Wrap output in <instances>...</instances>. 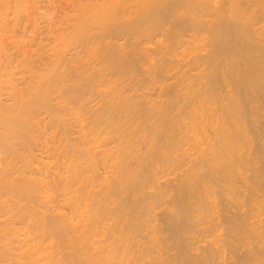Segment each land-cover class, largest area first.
I'll return each mask as SVG.
<instances>
[{"label": "bare ground", "instance_id": "bare-ground-1", "mask_svg": "<svg viewBox=\"0 0 264 264\" xmlns=\"http://www.w3.org/2000/svg\"><path fill=\"white\" fill-rule=\"evenodd\" d=\"M174 3H162L149 20L159 3L142 0L148 23L116 18L102 40L72 37L46 68H30L25 86L10 87L7 103L0 98V264H220L228 239L218 181L223 200L243 209L227 219L243 249L264 227V198L234 185L246 161L251 167L255 141L237 100L243 89L239 96L229 88L250 78L264 92V0H210L184 20L172 19ZM237 17L245 19L242 30ZM189 208L194 216L185 225L180 217ZM164 214L174 219L167 223L179 253L162 234ZM184 225L195 230L190 239ZM181 232L186 241L203 237L196 248L205 253L196 249L199 258H190ZM254 252L247 257L263 262Z\"/></svg>", "mask_w": 264, "mask_h": 264}, {"label": "rangeland", "instance_id": "rangeland-1", "mask_svg": "<svg viewBox=\"0 0 264 264\" xmlns=\"http://www.w3.org/2000/svg\"><path fill=\"white\" fill-rule=\"evenodd\" d=\"M0 1H3L0 3V14H2L0 17V98L4 101V103L7 101L6 100L7 91H9V89L12 85L19 84L21 86H23V85L25 86L26 83L30 81V71H29L30 68H36L38 70H43L44 68H46L47 64L49 63V56H51L55 52L65 51L67 49L68 41L72 37H74V36L78 37V39H77L78 42H81L84 40H88V41L102 40L108 36L109 31H110L109 30L110 25H113L117 19L124 21V22H130L133 24H137L138 22L145 24V23L149 22L148 20H147V22L143 21L144 20L143 19L144 10H142V8L139 6V3L142 2V0H41V2H38V3L33 2V0H0ZM154 1H156V3H159V6L154 7L150 11V13H148L146 18H149V20L155 19L159 16L162 3L163 4L166 3V5L167 4L170 5L172 2L175 1L174 5H172L173 6L172 7L173 13H172L171 17H172V19L184 20V19H186L187 16H190L191 13L194 12L195 9L197 10L199 5L206 3L210 0H173V1L172 0H154ZM236 19H238V21L241 22L240 25L238 24L239 30L244 29L243 28V21L245 19H242L241 17H237ZM255 20H256L255 23L258 22L256 24V27L258 28L259 25L261 24V22L259 19H255ZM257 34H258V32H256V34H254V36ZM250 47H252V46H250ZM151 54H153V52H151ZM236 55L238 56V59L236 56L235 60L238 61L240 59L239 60L240 62L238 61L236 63L241 65L242 64L241 62L244 61L245 59H244L243 55H241V54L238 55V53H236ZM240 55H241V57H240ZM141 60H144V61L141 62ZM141 60H139L138 63H140V62L141 63L137 64L138 66L143 65V63L146 62L145 58H142ZM165 63H170V62L168 61ZM173 66L175 67L174 64H173ZM177 67H179V66H176L175 69H180V67L179 68H177ZM224 70H226V69H224ZM180 74L182 75V73H180ZM177 75L178 74H176V76ZM176 76H174V77L177 78ZM172 79L175 80L173 77H172ZM172 79H171V81H172ZM224 79H222L221 81H224ZM247 80H249V81L248 82L246 81L247 84L245 83L246 84L245 87L243 85V87L240 86V88H239V86H236L234 84L237 88H239V90L233 84H231V85L229 84V88L233 87V90H235L234 92H236V90H237V92L240 91V93L238 94L239 96L241 94V90L243 89L240 97L237 96V94L235 96L239 97L237 99L238 101L240 99H241V101H244V102L239 101V102H241L240 104H242L240 106L244 110L246 109L245 111L242 110L244 112V116H242V118L243 117L246 118L244 120L245 121L244 123L246 124L248 131L251 130L249 132L251 134L250 137H253L252 139H253V141H255L254 143H253V141H251L249 144L250 147H251V143H253L252 147L254 145V149L252 148L254 150L253 161L251 159L250 161H252V163L249 161V164H248L251 167L246 166L248 163L246 160H249L248 158L252 155V153H249L252 149L250 147H248L247 149L250 148L249 149L250 151H247V150L246 151H247V154L249 153L250 155L248 154L247 156H249V157H247V158L244 155V157H245L244 160L246 159L245 160L246 165L244 164L245 166H243L242 165L243 162L240 164L241 166H243L241 169H244L242 171H244L245 175L243 173V178L241 176V178L239 177V178H236L234 180L235 183L237 182L239 184V186H237V184H234V185H236V189L240 187L239 188L240 190L242 188L248 190V191L245 190V192H249V198H250V196L252 198V195H253L254 199H256L258 197L257 198L258 200H260V199L263 200V198H264V196H263V194H264V173H262V172H264V167H263L264 165L262 163H260L263 166L260 167V165H259L258 169H253L254 167H252V166L255 164L254 166L257 168L256 163L264 162L263 161L264 160V156H263L264 155V146H263V144H264V137H263L264 136V131H263L264 128H262V127H264V124H263L264 123V92L263 93H262V91L258 92V91H256L255 88L252 89V86L248 85L249 82L251 81L250 78ZM167 81H169V83H171L170 79L166 80V82ZM221 84L223 85L224 82H222ZM224 85L221 87V89H223L222 93L227 98L228 97V93H227L228 92V88H227L228 86L225 85V88H224ZM247 85L250 86L251 89ZM244 88H245V90H244ZM178 89H176L174 91V93L177 91L176 93H178L177 95L180 98L181 95H179L180 92H178L179 91ZM224 89H226L227 92H225ZM254 91H256V92H254ZM156 92H155L156 94L161 93L160 90H156ZM156 97H157V95H155L154 98H156ZM182 99H184V97L180 98V100L178 101V104L181 102H182V104L184 103ZM225 102H227V100H225ZM182 104H179V106H181ZM256 105H258L257 110H259V111L256 110V107H257ZM255 110H256V112H255ZM260 111H261V113H259ZM250 112L255 114L256 120L254 119L253 114ZM245 115H246V117H245ZM261 116H263V117H261ZM260 117H261V119H259ZM257 119H258V121H257ZM259 120H260V122H259ZM259 123H261V124L259 125ZM247 124H249V128H248ZM257 124H258V126H257ZM259 128H260V130H259ZM255 130H257V131H255ZM258 131H260V132L258 133ZM257 134H258V136H257ZM171 142L173 143V141H171ZM260 152H261V154H260ZM245 154H246V152H245ZM257 154H258V156H257ZM254 158H256L257 161H258V159L260 161L254 162V161H256ZM251 164H253V165H251ZM259 168H261V169H259ZM257 173H259V174L257 175ZM255 175L257 176V178ZM252 176L254 177V179ZM205 180H206V178H205ZM212 180H213V182H211ZM214 180L215 179L213 177L209 181L211 183H213V185H214L215 184ZM247 180H248V182H247ZM218 182L216 183L218 186L214 185L215 186L214 189L215 190L217 188L219 189V190L217 189V193H216V197L217 196L220 197V198L219 197L217 198V199H220V200H218L219 206H220L218 208V209H220L219 213H222L223 219L225 218L226 220L230 217V215H231L232 219L234 216H236V218L239 217V216H237V214H239V213H237V214H231V213H234V212L236 213L239 210H243V209H238L229 200L225 201V199H226L225 195L221 194L223 188L220 186H222V185L220 182L218 184ZM245 182H247V183H245ZM248 183L251 187H249ZM244 185H246V186L248 185L249 188L248 187L245 188ZM261 187H262V191L259 190V189H261ZM250 188H252V189H250ZM239 189H238V195L236 194V196L238 198L242 197L241 192L244 191L242 189L240 192ZM254 190H255V192H254ZM251 191H252V194L250 193ZM173 192H175V191H173ZM245 192H243L244 196H245ZM257 192H258V194H257ZM259 195L260 196L262 195L263 197L260 198ZM222 196L225 197L224 200H223ZM243 198L246 199V197H243ZM249 198H247V201ZM197 199H199V198H197ZM195 200H196V198H195ZM169 201H170V203H169ZM169 201H168V203H169L168 206L173 207V204H172L173 201H171V200H169ZM187 203H189V201ZM187 203H185L186 206L190 207L191 204L187 205ZM185 204L182 205V207L185 206ZM226 205H227V207H226ZM230 205L231 206L233 205V206L231 207ZM178 208H180V205H178ZM226 208L228 210L231 209L230 212ZM188 210H190V208ZM191 210L189 212L185 211L184 214L182 213L183 217H182V215L180 217L182 224L185 223V225H188L185 222V221L188 222V220L186 218L187 215H189L187 217L188 218L190 217L191 219L190 218L189 219L192 221V216H194V214H193L194 212L193 211L191 212ZM224 210H227L228 212L226 211L227 212L226 213ZM263 210H264V208H263ZM223 211L225 212L226 215L224 214ZM190 212H191V214H190ZM161 216L162 217L158 216L159 218H157V221L159 222V225L162 224V226H163V227H161L162 231L165 230L162 232L163 236L167 235L165 237L166 238L168 237L167 239H169V237L171 238V236H172V232L170 235L171 230L169 227H171V226H168L170 224L167 222H170L169 220H171V219H169V218H171V217H169L168 214H166L165 216H163V215H161ZM166 216H168L169 218H166ZM262 217H264V216H262ZM247 218H249V217L247 216ZM220 219H222V217ZM232 219H230V220L233 223ZM183 220H184V222H183ZM226 220H225L226 223L224 224V226L226 225L225 226L226 227L225 232L227 234V237L225 236V238L228 240L230 239V240L226 241V243H225L226 247H224V249H226L228 246V249H226V250L223 249V251H224L223 261L226 260V261H224L225 264H229V262L230 263L232 262L231 264H236V263L239 264V261H240V264H264V260H263V262L259 261V263L257 260H256L257 263L254 260H250L248 258L250 256L247 254V253L250 254V252L252 254V252L254 250L255 252L253 253V255L259 254L257 256H261V258L264 257V247H263L264 244H262L263 240L261 241L262 243H259L260 239H257V238H259L258 234H261L260 232H261L262 227L258 225V227L260 228L259 229L260 232L257 235L252 234V233H251V235L250 234L248 235V236H252V237H250L251 238L250 241H252L253 243L251 244V242H250L249 245L246 244V249H243L241 246L242 244H240L241 241L240 240L236 241L235 238L233 237L234 234L232 235V233H234V232L232 230H231L232 232L229 231L230 228L231 229L234 228V230H235V227L232 226V223L231 224L229 223V221H228L229 219L227 221ZM171 221H172V223L171 222L170 223L174 224V222H173L174 219H172ZM188 223L190 224V222H188ZM191 224L194 225V219H193V223H191ZM185 225H184V228L186 229ZM230 225H231V227H229ZM263 225H264V223H263ZM164 227H166V228L164 229ZM187 227L191 228L190 225ZM194 227H192V229ZM182 228H183V225H182ZM195 229H197V228H195ZM246 229H248V227ZM190 230L188 229L187 231H189V233L192 231H195V230H191V231ZM262 230H263L262 231V235H263L264 234V227L262 228ZM183 231H184V233H186L185 235H189V233H187L185 230H183ZM184 233H182V234L184 235ZM196 234L199 235V232ZM202 234H204V233L200 232V236ZM262 235L260 237H263ZM184 236L182 237V239H181V237L179 239L182 241L184 240V243L181 241L183 246H186L189 244L188 245L189 247L188 246H186V247L188 248L187 249L188 254L190 253L189 257L192 258L191 256H194L192 254H194V253L198 254V252L201 250V249H197L196 246L198 244H200V243H198V240L200 242V240L203 237L201 238L199 236V237H197V239L198 238H201V239H198V240L195 239V242L194 241L191 242L192 239L190 241L189 240L186 241L187 236H185V237ZM189 236L190 237H187L188 239H190L191 236H193V235L190 233ZM196 236H194V237H196ZM253 237H254V239H253ZM183 238H185V239H183ZM231 238H232V240H231ZM172 239L173 238H171L170 243L167 242V244L169 245L173 241L172 245H174V247H175V245H177V243H178V247L176 246L174 249V247L172 245H170L173 247L172 249H174L173 250L174 253H173V251H170V252L172 254L179 253L182 250V249L180 250V247H179V246H181V245H179L180 241H178V239L176 237H174L173 240ZM233 241L235 244L236 243L239 244V247L237 246L238 248L236 246H234L235 244L233 243ZM193 242L195 244H193ZM227 242H229V243H227ZM230 242H232L233 245ZM229 244L232 246H230ZM238 244H236V245H238ZM253 244H255V245H253ZM200 245H202V244H200ZM261 245H263V246L261 247ZM253 246L254 247L256 246V247L254 248ZM248 247H249V249H248ZM233 248H235V249H233ZM178 249L180 251H177ZM196 249L199 251L196 252ZM231 250H233L234 252ZM191 251H193V252H191ZM201 251L203 253H205V249L204 250L202 249ZM223 251H222V253H223ZM256 251H257V253H256ZM200 252H199V254H200ZM231 252H233V254ZM261 254H263V255H261ZM227 255H228V257H227ZM243 255L246 257L248 256L247 257L248 260ZM196 256H197V258H199L198 257L199 255H196ZM196 256H194L193 258H195ZM241 256H243V257H241ZM252 261H254V262H252ZM216 262H218V261H216ZM224 262H222V263L224 264ZM222 263H220V264H222ZM218 264H219V262H218Z\"/></svg>", "mask_w": 264, "mask_h": 264}]
</instances>
